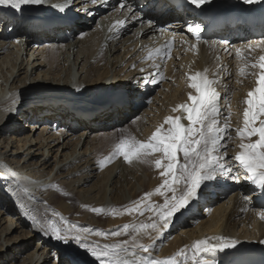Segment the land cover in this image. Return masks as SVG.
I'll list each match as a JSON object with an SVG mask.
<instances>
[{"label":"bare ground","instance_id":"bare-ground-1","mask_svg":"<svg viewBox=\"0 0 264 264\" xmlns=\"http://www.w3.org/2000/svg\"><path fill=\"white\" fill-rule=\"evenodd\" d=\"M140 1L46 0L24 6L20 13L0 6V33L5 29L0 34V173L9 179L0 188V264H76L67 255L98 264L75 244L45 235L52 224L62 231H78L88 243L101 246L135 237L138 243L152 245L156 259L216 236L256 242L264 253V220L259 217L264 204L256 196L258 190H249L242 169L239 182L227 177L207 182L198 201L182 214L177 212L167 228L134 230L157 219L154 211L140 215V210L162 204L164 197L141 198L154 193L164 177L163 169L155 167L160 153L144 157V162L134 158L127 163L123 156L106 159L119 143L115 140L123 121L131 116L129 139L146 141L166 117L182 115L173 109L191 104L189 94H196L188 75L207 69L208 77L219 81L217 150L223 153L226 145L225 162L239 169L232 159L241 151L236 130L243 127L244 101L257 79L240 76L239 69L247 73V65L264 55V46L254 51L246 47L261 40L243 26L246 39L233 32L193 46V33L188 31L193 17L185 21L178 13H153V2L148 6V0ZM121 3L133 11L121 8ZM55 5L86 16L70 13L72 22L61 30L41 31L43 26L35 21ZM143 6L148 10L142 12ZM120 20L125 23L118 24ZM68 32L73 37L65 41ZM236 48L241 49L240 57ZM181 123L187 126L188 121ZM123 128L126 131L125 124ZM178 158L182 160V153ZM134 201L141 202L136 212L111 211L122 212ZM200 207L204 208L199 212ZM93 208L105 211L97 214ZM125 224L132 227L119 237L93 234L110 233ZM226 257L218 254L220 260Z\"/></svg>","mask_w":264,"mask_h":264},{"label":"snow or ice","instance_id":"snow-or-ice-1","mask_svg":"<svg viewBox=\"0 0 264 264\" xmlns=\"http://www.w3.org/2000/svg\"><path fill=\"white\" fill-rule=\"evenodd\" d=\"M211 2L212 0H184L183 6L203 12L205 9L202 6L209 5ZM241 2L245 5H254L264 2V0H241ZM44 3L46 0H0V6H10L17 13L23 12L24 6ZM54 7L63 11V6L55 5ZM120 7L127 8L129 12L133 11L131 6L125 3H121ZM117 23L123 25L125 22L120 20ZM188 31L193 33L197 40L200 39L202 32L200 24L194 26L190 24ZM223 43L227 44L226 41ZM260 46H264V40L246 47L254 51ZM235 51L237 57H240L241 49L236 48ZM244 59L247 60V57ZM154 67L159 69L160 66L157 64ZM247 67L249 71L246 73L245 68L242 67L239 69V75L242 77L253 75L257 79L256 87L247 93V98L244 101L247 107L243 112V127L236 130L237 136L241 138L239 145L241 151L232 159L238 162L239 169H234L225 162L226 145L223 153H218L217 150L219 128L216 116L218 115L219 93L215 85L219 81L209 78L207 69L204 72L188 75L189 87L194 89L196 94H189L188 99L191 104L184 103L173 109L174 112L180 110L181 116L166 117L146 141L137 140L135 137L123 138L114 146L113 153L106 158L109 161L115 156H123L127 163H132L134 158L144 162L143 158L148 155L161 154L159 158L155 159V167L163 169L160 172L161 177H164L163 182L155 188L154 193H145L141 201L154 194H159L164 197L163 203L156 204L154 207L146 205L144 210H140L141 202L134 201L122 212L116 213L115 209L111 210L118 215L138 210H140V215H143L144 211H154L157 219L150 224H141L134 229L135 231L149 228L155 230L158 227L167 228L169 221L175 217L177 212L182 214V211L189 210L192 203L198 201L207 182L220 177H227L239 182L240 169L243 170L245 179L250 184L249 190L253 193L258 190L259 198L264 200V119H261L264 117V55L259 57L258 62H252ZM257 68L258 72L255 71ZM140 71L143 72L144 69H140ZM217 75L218 71L213 74L214 77ZM182 119L188 121L187 126L181 123ZM251 137H258V139L252 141ZM244 138H249V142L244 143ZM178 153H182V160L178 158ZM162 161H167V163ZM101 164L103 165L104 161H101ZM166 192L171 195H166ZM244 200L250 202L247 196H244ZM91 210L97 214L105 211L103 208ZM259 217L264 220V210L259 213ZM130 227L132 226L125 224L122 228L110 233L96 230L93 234L119 237L122 232L126 233ZM44 231L45 235H50L52 239L64 244H75L94 258L98 264H232L231 261L218 259V254L224 253L225 256H228L231 253L225 250L237 248L235 240L223 236L208 237L194 241L189 249H181L174 256L156 259L150 252L152 245L138 243L135 237L131 242L125 240L117 244L101 246L88 243L80 232L73 231L71 228L62 231L52 224ZM85 231L90 230L85 229ZM130 243L131 246H129ZM177 257H182V260H178Z\"/></svg>","mask_w":264,"mask_h":264},{"label":"rangeland","instance_id":"rangeland-1","mask_svg":"<svg viewBox=\"0 0 264 264\" xmlns=\"http://www.w3.org/2000/svg\"><path fill=\"white\" fill-rule=\"evenodd\" d=\"M220 66L221 65H219L218 67L220 68ZM121 83V82H120ZM124 84H126V83H124ZM130 118H131V116H129ZM128 117V119L127 120H125V121H123V125H122V127L121 128H118L119 130L118 131H120L119 132V134H118V136H117V138H116V140L115 141H120L122 138H128V137H131V135H132V133H133V131L131 130L129 133H128V129L130 130L131 128H132V126L130 127V123H128L129 122V118ZM124 124H125V126H126V131L124 130V128H123V126H124ZM128 128V129H127ZM124 133H125V135H124ZM127 133V134H126ZM122 134V135H121ZM118 139V140H117ZM204 207H200V209H199V212L200 211H202V209H203ZM10 257V256H9ZM6 262L8 261L9 263L11 262V260L9 259L8 260V258L5 260ZM59 264H62V263H59Z\"/></svg>","mask_w":264,"mask_h":264}]
</instances>
